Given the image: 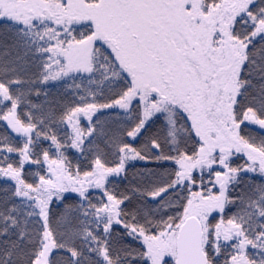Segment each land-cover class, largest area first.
<instances>
[{
    "label": "snow or ice",
    "instance_id": "obj_1",
    "mask_svg": "<svg viewBox=\"0 0 264 264\" xmlns=\"http://www.w3.org/2000/svg\"><path fill=\"white\" fill-rule=\"evenodd\" d=\"M0 264H264V0H0Z\"/></svg>",
    "mask_w": 264,
    "mask_h": 264
}]
</instances>
